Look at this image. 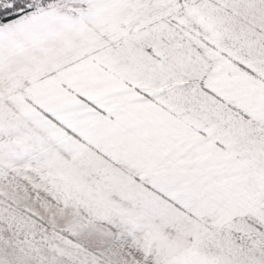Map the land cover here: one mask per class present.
Wrapping results in <instances>:
<instances>
[{
	"label": "snow or ice",
	"instance_id": "obj_1",
	"mask_svg": "<svg viewBox=\"0 0 264 264\" xmlns=\"http://www.w3.org/2000/svg\"><path fill=\"white\" fill-rule=\"evenodd\" d=\"M0 264H264V0H0Z\"/></svg>",
	"mask_w": 264,
	"mask_h": 264
}]
</instances>
